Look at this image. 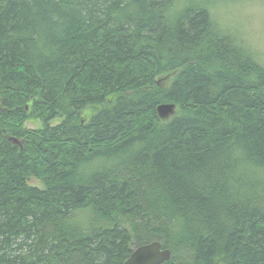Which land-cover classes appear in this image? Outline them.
Segmentation results:
<instances>
[{
    "label": "trees",
    "instance_id": "1",
    "mask_svg": "<svg viewBox=\"0 0 264 264\" xmlns=\"http://www.w3.org/2000/svg\"><path fill=\"white\" fill-rule=\"evenodd\" d=\"M215 25L208 0H0V264H264V65Z\"/></svg>",
    "mask_w": 264,
    "mask_h": 264
},
{
    "label": "rangeland",
    "instance_id": "2",
    "mask_svg": "<svg viewBox=\"0 0 264 264\" xmlns=\"http://www.w3.org/2000/svg\"><path fill=\"white\" fill-rule=\"evenodd\" d=\"M208 8L211 19L218 24L215 26L224 29L238 42L246 45L264 65V0H208ZM98 109V107L87 108L81 116L88 120ZM59 122L60 119H56L50 122V125ZM24 126L37 130L42 124L39 121L29 120ZM28 183L38 188L42 187L41 183L34 179H30Z\"/></svg>",
    "mask_w": 264,
    "mask_h": 264
},
{
    "label": "water",
    "instance_id": "3",
    "mask_svg": "<svg viewBox=\"0 0 264 264\" xmlns=\"http://www.w3.org/2000/svg\"><path fill=\"white\" fill-rule=\"evenodd\" d=\"M175 105L160 104L156 107L157 116L161 120H166L173 116ZM12 143L18 144L15 139H10ZM170 258V251L162 249L159 242H151L139 246L133 250L128 259L123 264H162ZM223 264V263H219Z\"/></svg>",
    "mask_w": 264,
    "mask_h": 264
},
{
    "label": "bare ground",
    "instance_id": "4",
    "mask_svg": "<svg viewBox=\"0 0 264 264\" xmlns=\"http://www.w3.org/2000/svg\"><path fill=\"white\" fill-rule=\"evenodd\" d=\"M213 2H214V1H213ZM210 4H211V3H210ZM195 6H196V5H195ZM198 6H199V5H198ZM204 7H205V6H204ZM192 9H193V8H192ZM196 9H197V8H196ZM212 26H213V25H212ZM225 29H226V28H225ZM210 34H211V33H210ZM213 35H214V33H213ZM219 35H220V34H219ZM215 36H216V34H215ZM227 37H229V36H227ZM33 42H34V41H33ZM171 55H172V54H171ZM254 56H255V55H254ZM166 57H167V56H166ZM171 57H172V56H171ZM171 57H170V58H171ZM255 57H256V56H255ZM166 59H167V58H166ZM172 64H173V63H172ZM174 65H175V64H174ZM171 67H172V66H171ZM174 67H175V66H174ZM158 118H159V117H158ZM159 119H160V118H159ZM160 120H161V119H160ZM102 227H103V226H102ZM136 248H137V247H136ZM134 249H135V248H134ZM134 249H133V250H134ZM132 252H133V251H132Z\"/></svg>",
    "mask_w": 264,
    "mask_h": 264
}]
</instances>
